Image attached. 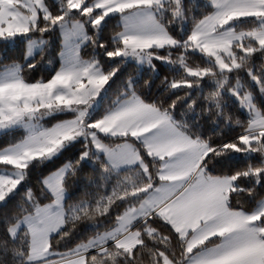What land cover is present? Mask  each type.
Here are the masks:
<instances>
[{
	"label": "snow or ice",
	"instance_id": "1",
	"mask_svg": "<svg viewBox=\"0 0 264 264\" xmlns=\"http://www.w3.org/2000/svg\"><path fill=\"white\" fill-rule=\"evenodd\" d=\"M207 3L193 14L183 0H0V40H25L28 58L55 35L60 60L46 78L26 81L18 62L0 78V129H25L0 147V212L15 209L0 245L14 264H264V194L256 196L258 187L264 192V107L249 83L264 94V0ZM181 23L190 26L183 34L175 29ZM127 59L148 66L147 75L137 81L133 66L93 115ZM154 77L163 92L146 96ZM169 92L179 94L165 102ZM228 93L238 102L231 108ZM54 112L66 116L45 126L42 118ZM184 113L219 128L200 135ZM73 142L77 155L41 176L36 189L25 188L30 162ZM240 153L249 162L228 167ZM89 162L101 177L116 174L113 187L65 201ZM240 191L259 207L232 204ZM81 222L96 227L59 247Z\"/></svg>",
	"mask_w": 264,
	"mask_h": 264
},
{
	"label": "trees",
	"instance_id": "2",
	"mask_svg": "<svg viewBox=\"0 0 264 264\" xmlns=\"http://www.w3.org/2000/svg\"><path fill=\"white\" fill-rule=\"evenodd\" d=\"M186 8H191L193 14L199 13L202 9H206L208 7L207 0H183ZM190 27L184 23L175 26V29L179 31L181 34ZM58 40L55 35L48 37V40L43 48L37 51L31 58L25 59V40L21 39L17 41L13 40H0V71L9 66L11 63L18 62L20 63V72L19 74L26 81H34L38 78H46L51 72L59 66V58L57 55L58 51ZM102 55V54H99ZM200 53L196 52L194 58H199ZM40 57L39 61L34 64L31 68H26L25 65L30 63L33 59ZM254 58L256 63H261V56L259 52L254 53ZM116 58H107L104 57L105 61L111 63ZM105 67L107 65H104ZM138 67L135 65L133 61L125 60L124 64L120 66V71L109 80L108 84L105 86L104 95L101 98V104L99 107L93 112V115L98 112H102L106 103L110 102L115 96L116 92L119 89V86L123 83L125 76L129 72V70L133 67ZM139 68V67H138ZM148 66H143L140 69V74L136 77L137 81H140L144 76L147 75ZM165 68L171 74H177L180 71V67L178 65L171 66L165 65ZM246 79H248L246 73H241ZM158 77H154L153 80L142 89L146 96H159L161 92H163V86L157 87ZM249 83L253 90L255 91V102L264 107V96L259 92L254 81L249 79ZM198 87V86H196ZM196 87L193 88L190 94L195 95ZM176 92H169L166 94L163 99L165 102L172 96L178 95ZM225 102L231 108L233 103H238L235 100V97L228 93L225 98ZM183 103L179 102L176 108V118L181 119V113L183 111ZM239 114V113H238ZM246 115V112H245ZM184 119H188L192 121L190 125L194 131H198L200 135L207 136L210 132L214 133L219 128L218 124H213L209 121H206L204 118L197 119L195 113H184ZM233 129H221V134H228ZM7 141H2L0 138V147L7 145ZM79 145L73 142L70 145H67L65 149L61 150V153H57L52 158L44 159L42 161L34 160L30 162L28 170H26V175L24 179L25 188H33L36 189L37 181L41 176L50 172L53 168H56L59 164L63 163L65 158H70L78 154ZM235 162L229 164L228 167H238L240 165L246 164L249 162V158L243 154H238V157L234 158ZM222 166L219 165L218 161H213L210 167ZM90 176V179L86 177ZM116 180V174L113 173L110 176L101 177L99 175V168L97 165L89 162L86 165H82L79 170V175L73 181L70 182L71 186L67 189L65 193V201H77L82 196L89 195L95 196L98 192H105L111 190ZM245 183H247L245 181ZM23 191V189H22ZM264 194L259 187L256 191V196ZM256 196H252L244 191H240L233 194L231 203L237 207L244 205L246 208L253 209L256 208L258 204V200ZM23 199L20 194L15 196V200L17 201V206L19 201ZM15 209H9L6 213L0 212V239L4 238V224H5V216L11 215V212ZM104 223H108V218L105 216L103 218ZM96 225H93L89 222H81L75 228L69 232L68 236L62 237L59 242V247H70L76 240L80 239L87 232L94 230ZM0 264H14L10 251H8L3 245H0Z\"/></svg>",
	"mask_w": 264,
	"mask_h": 264
},
{
	"label": "rangeland",
	"instance_id": "3",
	"mask_svg": "<svg viewBox=\"0 0 264 264\" xmlns=\"http://www.w3.org/2000/svg\"><path fill=\"white\" fill-rule=\"evenodd\" d=\"M10 40H13V39H10ZM45 44L35 47L32 56L37 51H39L41 48H43L45 46ZM26 51H27V42L25 41V52ZM25 52H24V54H25ZM31 57L25 58V55H24L25 59H29ZM127 60L132 61L131 59H127ZM59 63H60V60H59ZM143 66H146V65H138L139 68H141ZM13 68H15V63H11L9 66H7L3 70H1L0 71V78H4L9 73V71L11 69H13ZM103 95H104V92L102 93V95L100 97L99 103L92 109V114L99 107V105L101 104V98H102ZM262 95L264 96V94H262ZM65 116H66L65 112H54V113H50L46 117H43L41 122L45 123V126H50L51 123H54L58 119L65 118ZM24 132H25V129L23 127H18V126H13V127L6 128V129H0V138H1V140L2 141H7V143H8L7 145H4L2 147H5V146H8L10 144H14L15 142H17L20 138H22ZM259 204H260V202H258L256 207H259Z\"/></svg>",
	"mask_w": 264,
	"mask_h": 264
},
{
	"label": "clouds",
	"instance_id": "4",
	"mask_svg": "<svg viewBox=\"0 0 264 264\" xmlns=\"http://www.w3.org/2000/svg\"><path fill=\"white\" fill-rule=\"evenodd\" d=\"M40 57L37 58V62L39 61Z\"/></svg>",
	"mask_w": 264,
	"mask_h": 264
}]
</instances>
